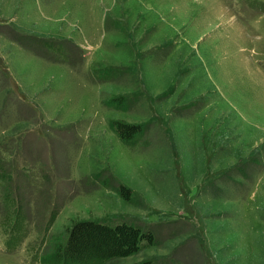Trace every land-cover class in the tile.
<instances>
[{"label": "rangeland", "instance_id": "374dc122", "mask_svg": "<svg viewBox=\"0 0 264 264\" xmlns=\"http://www.w3.org/2000/svg\"><path fill=\"white\" fill-rule=\"evenodd\" d=\"M0 165V264H264V0H0Z\"/></svg>", "mask_w": 264, "mask_h": 264}, {"label": "trees", "instance_id": "16d2710c", "mask_svg": "<svg viewBox=\"0 0 264 264\" xmlns=\"http://www.w3.org/2000/svg\"><path fill=\"white\" fill-rule=\"evenodd\" d=\"M115 129L123 141L132 140L139 131L138 126L122 122L115 123ZM123 195L127 198L126 193L123 192ZM143 239L152 242L149 234H143L141 229L131 225L111 227L97 221H75L67 230L64 245L56 249L55 260L57 263L62 260L66 264H103L137 254ZM133 264L150 263L143 261Z\"/></svg>", "mask_w": 264, "mask_h": 264}]
</instances>
